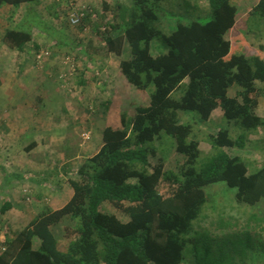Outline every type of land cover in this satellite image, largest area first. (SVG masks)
<instances>
[{"label": "trees", "instance_id": "16d2710c", "mask_svg": "<svg viewBox=\"0 0 264 264\" xmlns=\"http://www.w3.org/2000/svg\"><path fill=\"white\" fill-rule=\"evenodd\" d=\"M38 1L0 0V10ZM162 1L132 0L129 9L118 4L115 20L100 34L109 53L122 55L129 46L131 57L121 61L120 72L137 90L154 88L147 92L149 104L124 115L122 127L103 130L101 148L70 180L73 194L64 206L47 207L19 232L8 228L0 264H183L188 258L192 264H244L255 250L264 251L246 233L229 232L217 243L205 232L189 236L209 185L225 182L236 189L237 202L264 203V162L250 170L241 155L227 151L245 149L248 136L264 128L256 85L264 81V44L244 36L247 15L264 19V0H207L211 20L175 26L163 24ZM157 37L169 50L154 56ZM32 41L24 29H8L3 38L18 53ZM216 110L227 126L208 132L204 141L212 150L199 163L202 138L179 112L196 113L204 126ZM163 133L175 139V169L163 158L150 161L157 153L148 143ZM10 208L6 203L1 211Z\"/></svg>", "mask_w": 264, "mask_h": 264}, {"label": "rangeland", "instance_id": "374dc122", "mask_svg": "<svg viewBox=\"0 0 264 264\" xmlns=\"http://www.w3.org/2000/svg\"><path fill=\"white\" fill-rule=\"evenodd\" d=\"M55 2L60 1L54 0V2H45L44 10H46V12H49L50 8L49 11L47 8L49 6H52L50 4H54ZM110 2L114 3L113 6L115 5L114 7L116 8L118 3L123 6V8L127 9L132 8L133 6L132 0H110ZM40 3H43V1H40L38 3H30L27 6L26 11L22 13L18 12L17 15L13 14V12L2 13L0 16V26L5 24V20L7 28L21 30L24 29L28 31L33 30V27L36 29V31L47 29L51 38L66 39L65 33H61L60 30H54L52 27L49 28L46 26L50 24V21L54 22L55 20L53 18H47L46 15H44V17L46 18H43V16L40 15V12H37L38 10L36 6ZM60 3L63 4L64 8H70L72 5H74L73 7L75 9H79L80 7L84 6L83 8L90 12L89 16H91L92 19V21H89L91 23H86L84 22L87 18L86 17L79 25H72L68 22L67 16V18H65V22L62 23V26L64 27L63 30L68 29L69 32L77 31V38L84 42V44H86L87 41H89V39L93 37L95 39V43L93 44H95V46H100L99 49L101 51H99V54L105 56L106 53H109L106 49L105 41L103 40L101 35H95L99 33L101 34V32H103L104 26H107L105 25L106 21L112 22L115 20L112 17L113 11L111 12V8L107 9V7H110L109 5H107L108 3L105 4L104 2H101V0H63V2ZM65 3L66 5H64ZM56 5L57 4L55 3L54 9L57 12ZM105 5H107V7H105ZM83 8H81V10ZM160 10V15H162L161 17L164 22L163 24L165 25H167V23H171L175 26L180 20L185 23H189L193 20L205 23L211 20L212 18L211 10L208 6L207 0H163L160 3ZM14 11L17 12L18 8L15 7ZM33 12H37L39 17L35 16V13ZM50 14L52 16L53 11L50 12ZM244 15L245 13H243L242 17H244ZM30 18H32L33 24L30 23ZM246 19L248 22V27L244 31V36L251 44H264V19L260 18L258 15H247ZM81 28L85 29V31L80 30ZM73 36L74 35L72 33L71 38ZM47 45H49V43ZM71 47V50H73L74 53L68 51L67 49L61 52L62 67H59V70H51L52 73L50 75L49 85L46 84V86H44L40 85L39 83L35 85V87L40 86L41 91L50 90L51 95L49 99V106L51 108H55L59 105L63 106L64 104H66L65 98H69L68 96H70L71 99L72 97L70 94L76 95L73 91L77 93L78 90V93H80V86L77 78L83 68L81 67V62L79 58L75 56V46ZM43 50L48 49L43 48ZM168 50L169 48L162 37H157L152 42L151 52L154 56L164 54L168 52ZM48 51L51 53L50 57H52L53 51ZM124 51L125 52L121 57L122 60L131 57V51L129 46L125 47ZM88 52L89 53L86 54L82 53V55H85L86 57L88 56L87 54H92L89 49ZM68 58L76 66V69L74 68V71L73 68H71L65 63ZM116 60L118 61L120 59ZM95 63V65L97 66V61H95ZM117 65L118 63L115 65V69L113 67V75L115 74V70L116 72H118L116 68ZM35 66L41 68L39 70H44L42 69L43 66H38L37 60L34 67ZM101 67L102 64L100 62V67L97 69V73L95 71L93 72V79H97L95 74H98L99 77H101L100 79L104 78L103 74L101 73L105 74V68ZM8 68L9 67H7L6 70H4L3 68L0 70V73L3 74L2 77H7ZM10 71L12 73L11 75L14 81H6L4 83L2 82V86H10L12 88L17 86L20 81L14 78L16 70ZM110 72H112V70ZM123 85L117 83L118 87L116 88H118V91L122 92L123 96H128L129 98L130 95L131 101L129 104L125 103L122 113H120V109L118 108L115 102L110 101L111 104L109 103V105H107L105 101L106 99H104V97L102 99H99L98 102L96 101V104H89L91 110L93 108H97L98 106V114L101 116L102 113L105 114L107 120H109L113 116H116L115 118H113L111 124H109L112 127H122L121 120L124 115H133V113L138 107H144L149 104V97L147 92L150 93L154 90V88H151L147 91H140L131 87L130 85L129 90L128 85ZM256 85L261 92L260 105L257 109V113L261 117H264V81H256ZM48 86L51 88L48 89ZM116 88L113 89L110 86L106 89L105 95L107 100H110L115 96V93H117L115 92ZM181 91H178L174 94L175 99H179ZM231 94L233 95L234 92H231ZM102 103H106L103 108L101 106ZM11 106L12 103L5 104L4 102L0 101V243L2 242V240L4 241L5 238L3 236H6V232H8L9 230L8 228L14 225L12 221L10 223L11 225L5 223V221L9 218L7 217L9 213L13 214L16 211L15 215L13 216L15 220L18 219L17 214L21 213L19 214V219H21L23 224L27 214L32 216L39 211H44V207L49 206L54 192H57L59 190V192H62L64 194L65 192H67V190L64 191L61 189L64 188V185L68 182V180L70 181L71 178H76L78 167L80 166H77L76 163V168H73L75 170L70 171L69 169H67V171L69 172L67 175L64 176L67 179L59 176V174L56 175L58 173L56 169L62 168L63 170L65 168L64 162L67 160V158L62 155L64 154L63 146L69 145L67 149L70 150V154L67 156H71L72 154H74V150L71 145L76 144L75 142H80L82 133L79 138L78 136L77 138L76 136H74L71 140L69 139L70 135L68 138L66 136L64 141H57L56 138H53L54 141L50 140L48 147L39 148L38 150L29 152L28 146L32 141L25 142L24 136L21 131H19L18 129H13L12 125L8 124V119L6 118V111L9 112L8 109ZM39 106L43 107L42 104H39ZM106 108H108L109 110L105 113ZM179 117L181 122L193 124L195 132L198 131L199 136L202 138V155L199 163L203 162L205 159H207L206 157L210 154L212 150L211 145L204 141L206 135L208 134V132H216L221 128H225L227 126V122L222 117V113L220 110H216L213 114L211 121L205 123L204 126H202L200 121H198L199 116L194 112L180 111ZM15 122L21 125L22 120ZM87 132L88 131L85 129L83 132V136L85 134H90L89 132ZM9 133H13L15 135L14 140H12V142L13 144L18 143V145H11L10 143H7L5 145L3 144L5 136L6 141L8 140ZM83 139L84 141H88L85 139V136L83 137ZM56 142L57 144H59L55 146ZM175 144V139L165 133H163L159 139L149 142L148 146L156 150L157 153L156 156H153L152 154L150 156V161L152 165L158 164L160 159L163 158L167 169H175L180 164L179 155L174 151ZM227 151L231 154L241 155L242 158L249 165L250 170H255L256 168L261 167L264 162V128H261L248 136L247 146L245 147V149H227ZM30 175L35 177L33 181H31ZM27 176H29L30 178H27ZM9 190H15V193L20 194L21 199H19V197L18 199L22 201V203L28 204L31 209H29V211L27 210L26 212L19 210V212L15 208V210H12L11 207V209H8L5 213H2V207L7 203V199L9 200L10 198ZM205 190L207 192L208 201L205 204L199 218L193 222L192 230L189 235L190 237L195 236L200 232H205L210 235L211 238H213L217 243L220 242L223 236L225 237V235H227V233L229 232L232 234H240L241 237H246V235L248 234L255 245H262L264 247V219H261L264 216V212L263 214L261 212V210L264 208V203L260 202L256 206H249L247 204L237 202L235 200L236 189L230 188L225 182H219L213 185H209L205 188ZM38 194H42L41 196H44L45 194L46 197L43 198L41 201H37L38 198L36 197ZM108 212L114 211L108 210ZM32 218L34 217L32 216ZM57 229L58 228L54 227L56 233ZM183 264H192V261L190 258H188L184 261ZM244 264H264V251L255 250V253L253 252L251 256L248 255V258L245 259Z\"/></svg>", "mask_w": 264, "mask_h": 264}, {"label": "crops", "instance_id": "0c3cea01", "mask_svg": "<svg viewBox=\"0 0 264 264\" xmlns=\"http://www.w3.org/2000/svg\"><path fill=\"white\" fill-rule=\"evenodd\" d=\"M41 1H43V3H40L39 5L36 6L38 10L37 12H40V15L43 16V18H46L44 17V15H46L47 18L50 19L53 18L55 20L54 22L50 21V24L46 26L49 28L52 27L54 30H60L61 33H65L66 39H58V38L53 39L49 36L50 34L48 33L47 29L41 31L38 30L39 31L38 32L33 27V30L29 31L33 36L32 43L25 49L23 53H18L17 51H13L9 49L3 43L5 32L8 29H14V28H7L6 21L4 20L5 24L0 26V70L2 68L4 70H6L7 67L9 68H8L7 77L6 76L2 77L3 74L0 73V101L4 102L5 104L12 103V106L9 107L8 109L9 112L6 111L7 113L6 118L8 119V124H11L13 129H18L19 131H21V133L24 136L25 142L32 141L28 146L29 152L38 150L39 148L48 147L49 141L50 140L54 141L53 138H56L57 141L59 140L64 141L65 137L67 136L68 138L70 135L69 139L71 140L74 136H76V138L78 136L79 138L82 133L80 142H75L76 144L71 145V147H73L74 154H72L71 156H67L70 154V150L67 149L69 145L63 146L64 149L63 152L65 155L64 154L62 155L65 158H67V160L64 162L65 168L63 170L62 168L56 169V171L58 172V173L56 172L57 173L56 175L59 174V176L65 178L64 176L67 175L69 172L67 171V169H69L70 171L75 170L73 168H76V163L77 166L78 165L81 166L88 158L92 157L99 151V149L103 144L102 141L103 130L108 126H111L109 124H111L113 118L116 117L113 116L112 118L107 120L105 114L102 113L103 117L98 114L97 112L99 110L98 106L97 108H93L91 110L89 104H96V101L98 102L99 99H102L104 97V99H106L105 101L107 105H109L110 101L115 102L118 108L120 109V113H122L125 103L126 104L130 103L131 96L129 95V98L128 96H123L122 92L118 91L117 90L118 88H116L118 87L117 83L118 84L120 83L121 85H123L124 83L123 86L128 85L129 90L130 88H129V84L125 81V79L122 77V74L119 71L120 63L122 60L121 57L123 54L117 55L116 53H106V55L104 56L102 54H99L100 53L99 51H101L99 49L100 46L99 45L95 46V44H93L95 43L94 42L95 39L93 37H91V39H89V41H87V43L84 44V42H82L77 38L78 37L77 31L69 32L68 29L63 30L64 27L62 26V23L65 22V18H67V16H68L67 18L68 22L70 23L69 15L72 12V10L75 9L73 7L74 5H72L70 8L69 7L64 8L63 4L60 3L63 2V0H55V1H60V2H55L57 4L56 5L57 12L54 9L55 3L50 4L52 6L49 7L47 6L48 11L49 8L50 11L46 12V10H44V3L54 2V0H41ZM101 2H104L105 4L108 3L107 5H109L110 7L107 8H111V12L116 8L114 7L115 5L113 6L114 3L110 2V0H101ZM28 5L29 4H24L20 6L17 12L14 11L15 7L4 6L0 10V16L2 13H9V12H13V14L17 15L18 12L22 13L26 11ZM64 5H66V3ZM83 7L84 6L80 7L79 9ZM82 10L85 9L83 8ZM52 11H53V15L51 16L50 12ZM37 12L36 13L33 12V13H35V16L39 17ZM112 17L115 18L114 15H112ZM29 20L30 23L33 24L32 18H30ZM90 20L92 21L91 16L88 15L84 22L91 23L89 22ZM80 30L85 31V29L83 28H81ZM72 33L74 36L71 38ZM95 35H100V33ZM48 43L49 45H47ZM71 46H75L76 48L75 56L79 58L81 62V67L83 68L77 78L79 81L80 93H78V90L77 93L73 91L74 94L76 95L70 94L72 97L71 99L70 96H68L69 98H65L66 104H64L63 106L59 105L56 106L55 108H51L49 106L50 105L49 99L51 95L50 90L41 91L40 90L41 87L40 86L35 87V85L37 83L44 86H46V84L49 85L50 75L52 73L51 70L52 71L54 69L59 70L60 69L59 67H62L61 52L67 49L68 51L74 53V51L71 50L72 49ZM43 48L51 50L53 51V53H52V57L44 59L43 68H42L44 70H39L41 68L37 66L34 67V65L36 64L37 56L41 53ZM88 49L92 52V54H87L88 56L85 57V55H82V53L85 54L89 53ZM116 59H120V60L117 61ZM95 61H97L98 63L97 66L95 65L96 64ZM99 61L102 64L101 68H105L104 69L105 74L101 73L104 76V78H102L103 80L100 79L101 77H99L98 74H95L97 79L92 78V76H94L93 72L95 71L97 73V69L100 67ZM117 63L118 65L116 66V68L118 72H116L115 70V74L113 75V67L115 69V65ZM10 70L17 71V73L15 71L14 78L20 81L17 86L12 88L10 86H6V87L2 86V82L4 83L6 81L7 82L14 81ZM111 70L112 72H110ZM110 86L113 89L116 88L115 92L117 93H115V96L113 98L107 100L105 92L106 89L109 88ZM49 88L51 87L48 86V89ZM106 103L101 104L102 108L104 105H106ZM39 104H42L43 107H40ZM108 110L109 109L106 108L105 113L108 112ZM20 120H22L21 125L15 122ZM113 128H120V127H113ZM85 129L91 134V138L88 141H84L83 139V137L86 135L85 134L83 136V132ZM8 135H9L8 140L6 141V136H5L3 144L5 145L7 143H10L11 145H18V143L13 144L12 142V140H14L15 135L13 133H9ZM58 144L56 142L55 146ZM30 177L27 176V178H30L31 181H33L35 178L34 176L31 175ZM61 190L64 191L67 190V192H65V194L59 192L60 190L54 192V195L52 196V200L49 203V206L44 207V209L49 207V209L56 210L64 206L69 201V199L73 194V189L70 185L69 180L64 185V188H62ZM9 192H10V198L9 200L7 199V203L11 205L12 210L16 209L17 211L21 210L26 212L27 210L29 211V209H31V207L28 204L22 203V201L19 200L21 199L20 194L15 193V190H9ZM41 195L40 194L37 195L36 197L38 198L37 201L39 200L41 201L43 198L46 197L45 194L44 196ZM40 212L41 211L35 213L32 216L35 218L38 214H40ZM15 213L16 211L13 214L9 213L7 216L9 218L5 221V223L10 224L12 221L14 223V225L11 226L12 230H15V232H19L24 226L30 223V221H32L33 218L31 215L27 214L26 219L24 218L25 220L22 224L21 219H19L20 217L19 214L21 213L17 214L19 220L18 219L15 220V218L13 217ZM3 237L6 239V236ZM37 245H39V243Z\"/></svg>", "mask_w": 264, "mask_h": 264}, {"label": "built area", "instance_id": "2783aa9c", "mask_svg": "<svg viewBox=\"0 0 264 264\" xmlns=\"http://www.w3.org/2000/svg\"><path fill=\"white\" fill-rule=\"evenodd\" d=\"M88 10H81V9H73L72 12L69 15V20L72 25H79L84 18H86L89 15ZM105 30V27H104ZM51 53L48 50H42L41 53L37 56V63L38 66H43V62L45 58H49ZM67 65H69L71 68H73V71L76 69V66L72 63V61L68 58L65 62ZM75 68V69H74ZM91 138L90 134L85 135V139L89 140Z\"/></svg>", "mask_w": 264, "mask_h": 264}]
</instances>
